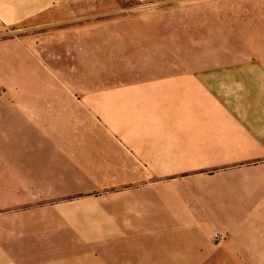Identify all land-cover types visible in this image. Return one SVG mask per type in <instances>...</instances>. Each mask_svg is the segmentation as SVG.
Returning a JSON list of instances; mask_svg holds the SVG:
<instances>
[{
  "label": "rangeland",
  "instance_id": "obj_1",
  "mask_svg": "<svg viewBox=\"0 0 264 264\" xmlns=\"http://www.w3.org/2000/svg\"><path fill=\"white\" fill-rule=\"evenodd\" d=\"M46 1L0 0V109L20 108L19 104L25 103H49L35 99L56 98L59 101L51 102L67 110L93 106L103 109L110 103L109 93L136 92L140 85L135 82H147L151 76L177 75L176 72L192 62L197 66L210 62L213 68L194 71L213 74L221 71L220 62L264 64V0H52L61 4L44 5ZM10 94L18 96L20 101L9 97ZM255 120L258 123L250 126L252 136L264 137L261 122L264 117ZM83 126L85 143L92 142L88 138L91 124L84 119ZM241 136L246 140L248 135ZM215 137L196 141V148L191 150L187 147L191 143L184 142L181 153L186 155L178 162L165 159L162 164L150 166L160 171L156 174L161 179L148 181L146 185L156 183L161 188L162 206L157 208L162 210L159 214L162 221L158 218L153 223L151 213H143L148 220L141 224L156 226L132 229L135 231L132 236L138 241L149 242L143 245L124 244L123 237L120 243L106 242L114 225L109 228L108 209L116 210V226L131 225L130 205L139 198L132 193L134 186L130 188L128 180L125 183L123 164H106L111 159L85 157V169L90 167L94 171L85 173L84 195L73 200L81 202L85 212L93 210L94 223L103 242L53 245V249H66L67 254L59 252L53 255L57 260L45 264H264L188 260V244L195 239L194 231L188 229L189 210L194 205L201 210L200 201L208 207L212 203L218 205L223 184L246 181L252 165L264 161L262 150L248 147L250 141L246 140L245 148L234 150L233 156H228V163H223L225 158ZM90 144L87 142L85 146ZM235 157L240 161L238 164L229 162ZM116 161H121L119 156ZM137 167L139 172L150 174L147 166ZM108 169L119 180L116 187L108 186L110 181L103 180L111 177ZM97 172L99 180L95 179ZM0 178V216L5 212L13 215L29 204L28 198L17 192L13 195L11 180L3 178L2 173ZM92 185L95 188L88 187ZM155 185L149 188H156ZM150 198L142 195L143 211L152 210L151 204L146 203ZM125 211L127 221H124ZM87 223L91 224V220ZM118 229L115 231L125 235L124 229ZM208 243L214 249L219 240L212 234Z\"/></svg>",
  "mask_w": 264,
  "mask_h": 264
},
{
  "label": "crops",
  "instance_id": "obj_2",
  "mask_svg": "<svg viewBox=\"0 0 264 264\" xmlns=\"http://www.w3.org/2000/svg\"><path fill=\"white\" fill-rule=\"evenodd\" d=\"M53 3L47 0L44 5ZM220 65L221 71L213 74L194 71L213 68L210 62L204 66L192 62L177 75L151 76L147 82H135L140 85L133 87L136 92L109 93L110 103L103 109L93 106L67 110L51 102L59 101L58 98L35 99L49 103L0 109V173L11 180L13 195L17 192L29 203L13 215L5 212L0 216V264H45L58 259L53 255L67 252L53 249V245L103 242L93 210L85 212L84 205L73 200L84 195L85 173L94 171L90 167L85 169V157L111 159L106 164H123L125 183L128 180L130 188L134 186L132 193L139 198L130 205L131 225L116 226V210L108 209L109 228L114 225L106 242L120 243L123 237L124 244L143 245L149 242L138 241L132 236V229L156 228L153 224H141L148 220L143 213H151L153 223L158 218L162 221V210L157 208L162 206L161 188L156 183L146 185L161 179L156 174L160 171L150 166L162 164L165 159L178 162L186 155L181 153L184 142L191 143L187 146L191 150L196 148V141L212 139L217 134L223 163H228L234 150L245 148L246 140L250 141L248 147L258 148L264 154V137L252 136L250 127L258 123L255 118L264 117V71H257L264 69L257 65L264 64L230 61ZM10 95L20 101L15 94ZM257 110L262 112L256 113ZM83 118L92 126L88 138L93 140L87 141L91 143L87 147ZM242 134L248 135L246 140ZM117 156L121 161H116ZM229 162L240 161L235 157ZM137 166H147L150 174L139 172ZM252 167L246 181L223 184L218 205L212 203L208 207L200 201L201 210L195 205L189 210L188 229L195 236L188 244L189 261L264 262V161ZM107 173L110 174L109 169ZM112 174L103 180L116 187L119 180L115 172ZM95 179L99 180V172ZM154 185L156 188H149ZM142 195L151 197L146 203L151 204L152 210H142ZM125 216L127 221V211ZM90 220L91 224L85 225ZM116 228L124 229L125 235L121 236ZM212 234L222 238L214 249L208 243Z\"/></svg>",
  "mask_w": 264,
  "mask_h": 264
},
{
  "label": "built area",
  "instance_id": "obj_3",
  "mask_svg": "<svg viewBox=\"0 0 264 264\" xmlns=\"http://www.w3.org/2000/svg\"><path fill=\"white\" fill-rule=\"evenodd\" d=\"M215 238L218 239L219 241L222 239L221 237H219L217 235L215 236Z\"/></svg>",
  "mask_w": 264,
  "mask_h": 264
}]
</instances>
